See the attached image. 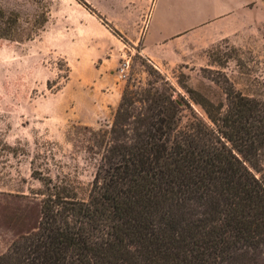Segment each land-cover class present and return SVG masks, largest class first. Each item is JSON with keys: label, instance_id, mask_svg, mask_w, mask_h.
<instances>
[{"label": "trees", "instance_id": "obj_1", "mask_svg": "<svg viewBox=\"0 0 264 264\" xmlns=\"http://www.w3.org/2000/svg\"><path fill=\"white\" fill-rule=\"evenodd\" d=\"M47 20L0 6V41ZM225 83L219 102L186 89L205 118L184 125L170 94L127 87L108 130L71 127L95 157L87 197L32 169L40 220L0 264H264V100Z\"/></svg>", "mask_w": 264, "mask_h": 264}, {"label": "rangeland", "instance_id": "obj_2", "mask_svg": "<svg viewBox=\"0 0 264 264\" xmlns=\"http://www.w3.org/2000/svg\"><path fill=\"white\" fill-rule=\"evenodd\" d=\"M36 1L0 0L21 14L48 11L34 39L0 41V255L40 220L42 188L32 169L72 181L87 197L95 157L80 135H67L71 127L108 130L127 87L170 94L182 125L191 114L205 118L186 89L224 101L227 80L244 96L264 100V0L220 17L215 29L207 23L215 11L210 0ZM174 13L193 26L181 45L183 62L156 65L138 41L148 16L153 33Z\"/></svg>", "mask_w": 264, "mask_h": 264}, {"label": "crops", "instance_id": "obj_3", "mask_svg": "<svg viewBox=\"0 0 264 264\" xmlns=\"http://www.w3.org/2000/svg\"><path fill=\"white\" fill-rule=\"evenodd\" d=\"M255 2L257 0H210L208 6L215 11L213 18L207 23L215 29L213 24H216L220 17H231ZM149 23L148 16L144 32L138 41L142 55L160 66L176 65L183 62L181 45L185 36L191 33L189 31L193 26H183L182 17L176 13L168 14L158 30H154L153 33L148 32L149 27L147 26L150 25ZM219 25H222V23Z\"/></svg>", "mask_w": 264, "mask_h": 264}]
</instances>
